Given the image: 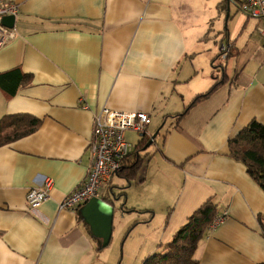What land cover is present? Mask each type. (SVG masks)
Instances as JSON below:
<instances>
[{
	"label": "crops",
	"instance_id": "1",
	"mask_svg": "<svg viewBox=\"0 0 264 264\" xmlns=\"http://www.w3.org/2000/svg\"><path fill=\"white\" fill-rule=\"evenodd\" d=\"M10 1L17 14L12 35L0 45V73L18 68L30 79L9 97L0 88V118L28 113L41 123L0 146V264H103L102 248L78 215L85 202L60 207L86 181L93 115L102 107L147 112L143 134L160 132L125 188V204L143 215L151 234L153 249L144 257L211 199L224 218L198 242V264H264V189L228 154L229 139L252 119L264 125V34L257 21H236L232 36V0L216 4L227 23L216 44L222 58L233 54L235 72L223 66L228 80L175 124L170 116L213 83L199 77L212 52L194 51L207 38L212 11L202 23L193 22L192 11L208 0ZM141 137L125 132L132 150ZM47 178V198L30 209L27 191Z\"/></svg>",
	"mask_w": 264,
	"mask_h": 264
},
{
	"label": "trees",
	"instance_id": "2",
	"mask_svg": "<svg viewBox=\"0 0 264 264\" xmlns=\"http://www.w3.org/2000/svg\"><path fill=\"white\" fill-rule=\"evenodd\" d=\"M213 77L215 80L206 92L196 95L181 112L172 115V117L170 116L175 124L184 117L193 105L210 96L219 85L228 80L225 72H222L220 77ZM29 79L28 74L14 68L0 73V88L4 91L5 96L9 97L14 95L19 87L26 85ZM40 123V118L28 113L3 115L0 118V146L32 133L39 127ZM157 134H160V132ZM148 139L149 137L146 134L142 135L135 146L136 153L128 157L126 165L117 172V176L125 181V185L121 186L119 192L115 195L117 198H123L121 204L123 210L134 211V209L125 207V188L137 176L143 162V157L139 154V151ZM155 141L154 139L153 143ZM228 154L233 159L243 162L249 175L264 189L263 124L252 119L234 137L229 139ZM217 212L216 205L211 199L204 201L188 215L186 221L175 231L169 241L159 243L158 248L144 257L140 264H198L194 252L205 230L217 217ZM151 216L152 213L149 218ZM167 218L168 216H166L165 222H167Z\"/></svg>",
	"mask_w": 264,
	"mask_h": 264
},
{
	"label": "built area",
	"instance_id": "3",
	"mask_svg": "<svg viewBox=\"0 0 264 264\" xmlns=\"http://www.w3.org/2000/svg\"><path fill=\"white\" fill-rule=\"evenodd\" d=\"M236 7L248 18L258 23V30L264 34V0H232ZM17 14V5L10 0H0V45L12 35L11 28L3 24L7 15ZM222 53L226 48L222 46ZM151 118L147 112H128L102 107L93 115V126L88 150L91 161L86 181L75 192L67 196L60 204L61 208L75 209L91 197L99 196V189L112 174H117L127 163L128 155L136 153L135 148L125 140L127 130L145 133ZM50 179H45L40 186L31 187L26 193V202L30 209H35L47 198ZM224 216H217L210 226L222 221Z\"/></svg>",
	"mask_w": 264,
	"mask_h": 264
},
{
	"label": "rangeland",
	"instance_id": "4",
	"mask_svg": "<svg viewBox=\"0 0 264 264\" xmlns=\"http://www.w3.org/2000/svg\"><path fill=\"white\" fill-rule=\"evenodd\" d=\"M208 6H202L200 3L195 5L192 13L194 14L193 22L202 23L203 17L205 19L209 18V15L212 11V22H206V29L204 30L202 36L207 38L201 40L199 43H196L194 51L196 55L208 56L212 52V61L208 62V66L204 67L201 65L200 80L214 82L213 76H221L223 72V66L228 68L227 72L229 75H232L235 72L233 70L234 56L229 54L227 58H222L219 56V45L216 44L221 37V33L227 25L222 18V15H219V12L216 8V4L220 0H208ZM231 17L228 20V28L230 29V35L234 36L237 32L235 23L236 21L242 20L245 15L236 7V5L230 1L229 4ZM225 17V16H224ZM227 20V18H225ZM251 21L254 19L250 18ZM209 23V24H208ZM237 36V35H236ZM237 38V37H236ZM243 43V37H240L237 44L241 46ZM251 50L249 47L245 48L246 53ZM218 54V56H217ZM244 60L242 55L237 61L236 68L238 69ZM204 68V69H203ZM233 70V71H232ZM197 80V81H200ZM213 84V83H212ZM133 141L137 140V134H133L129 137ZM154 147V144L142 148L139 153L144 155L147 152V157L151 155V149ZM143 160L145 156H142ZM123 182L121 178H118L116 175L112 177L111 182L101 186L99 193L102 198L114 205V214L112 222V235L109 244L102 248L100 251V257L104 260L103 264H140L144 259V256L148 254L149 250H152L148 245V239L151 234L148 233L147 222H143V215L136 211H129L121 209L122 198L115 199V195L119 192L120 186L113 184V181ZM127 201V200H126ZM125 207L128 208L129 204L126 203ZM155 250V249H154ZM152 252V251H151ZM151 254V253H150Z\"/></svg>",
	"mask_w": 264,
	"mask_h": 264
},
{
	"label": "water",
	"instance_id": "5",
	"mask_svg": "<svg viewBox=\"0 0 264 264\" xmlns=\"http://www.w3.org/2000/svg\"><path fill=\"white\" fill-rule=\"evenodd\" d=\"M3 24L9 28L14 27L15 15H7L2 19ZM158 130H156L149 137L144 147L149 146L156 137ZM141 136L143 133L140 134ZM115 199H118L115 197ZM114 214V205L103 198L91 197L78 210V215L88 225L92 237L98 243L99 249L106 247L112 235V221Z\"/></svg>",
	"mask_w": 264,
	"mask_h": 264
}]
</instances>
